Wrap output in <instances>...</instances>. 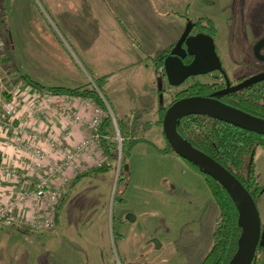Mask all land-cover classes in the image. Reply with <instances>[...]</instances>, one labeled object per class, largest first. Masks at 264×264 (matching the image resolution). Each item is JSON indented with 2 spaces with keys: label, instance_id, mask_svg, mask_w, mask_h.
<instances>
[{
  "label": "rangeland",
  "instance_id": "1",
  "mask_svg": "<svg viewBox=\"0 0 264 264\" xmlns=\"http://www.w3.org/2000/svg\"><path fill=\"white\" fill-rule=\"evenodd\" d=\"M52 1L0 0V17L3 11L7 12L13 54L15 58H20L25 48L37 45L31 53L41 58L47 56L48 60L46 50L56 47L62 51V68L58 70L57 66L58 71L48 73L47 83L76 86L90 81L92 84V80L100 78L102 71L107 70H86L80 66L81 70L65 53V47L69 49L70 44L62 34L63 28L58 30L55 27ZM71 1L59 0L62 12L75 16H80L78 12L84 13L81 7L72 6ZM188 4L190 6L186 11L189 8L190 22L198 18L213 19L215 44L224 66L235 74L234 71H239L243 64L234 65L232 54L239 62L244 55L243 50L252 48L258 25L264 32V0H189ZM4 57H7L6 51ZM148 61L142 68L136 65V68L121 69L124 71L116 76L131 74L133 70L152 72L154 63ZM8 63V60H2L1 67L18 78L17 71L14 73L9 69ZM87 73H91L93 78ZM210 74L191 76L179 86L171 85L168 80L166 82L164 76L158 77L156 82L163 87V104L167 105L176 92L193 82H210ZM130 84L132 89L134 86L141 91V86H136L133 80ZM127 104L133 105V101ZM125 111L113 110L118 117ZM139 111L130 114L132 122L135 117L138 118L133 126L136 134L144 131L148 122ZM156 116L157 112L151 111L146 119L154 120ZM148 129L143 136L153 145L140 142L134 145L127 158L129 184L123 189L118 183L122 159L119 149L122 144L114 127L112 139L117 142L118 154L110 159L112 167L98 176L82 177L70 188L61 208L59 230L32 231L28 234L25 245L32 254H43L46 249L50 251L46 264H198L197 261H201L211 243V234L207 232L218 206L205 177L180 155L181 159H176V154L164 155L159 150L167 144L163 133L157 132L156 125ZM249 162L250 157L246 156L245 169ZM255 175L258 182L264 185V147L256 151ZM257 206L264 226V193ZM205 243L207 246H203ZM90 249L93 250L92 256Z\"/></svg>",
  "mask_w": 264,
  "mask_h": 264
},
{
  "label": "crops",
  "instance_id": "2",
  "mask_svg": "<svg viewBox=\"0 0 264 264\" xmlns=\"http://www.w3.org/2000/svg\"><path fill=\"white\" fill-rule=\"evenodd\" d=\"M188 3L189 0H72V6H79L83 9L84 13L78 12L80 16L62 12V4L59 5V0H53L50 3L54 11L52 18L55 27L58 30L63 28L66 34L63 31L62 34L70 44L69 49L65 47V53L81 70L82 68L86 70H91V68L107 70L102 71L101 74V76L109 74L103 90L113 110L130 111L140 109L139 113L142 112L143 114L141 117L151 122L145 130L143 129L144 131L135 133L134 137H145L143 133L149 131L148 128L156 125L158 127L157 132L163 133L165 143H167L164 131L158 122L159 108L163 105V87L161 88L156 81L162 75L156 73L155 64L152 72H135L133 70L131 74L116 75L128 68H136V65L142 68L148 60H152L154 63V56L174 46L181 37L188 21H190L187 13L189 8L186 11L187 6H190ZM56 10L60 14L56 13ZM36 47L37 45L34 48H25L20 58H15L13 50L11 53L8 50L7 58L10 63L7 64V67L12 69L14 73L17 71L16 74L19 78H21L20 74L24 73L46 87H77L84 84L67 86L47 83L48 73L62 68L60 57L62 51L56 47L46 50L49 55L47 60V56L41 58V56L31 53ZM52 52L59 55H53ZM121 69L124 70L121 71ZM87 74L93 78L91 73ZM164 79L167 82L166 76ZM132 80L136 86H141V91H137L136 88L138 87L135 88L134 86L132 89L130 84ZM130 100L133 101V105L127 104ZM82 111L84 110L82 109ZM126 111L123 114L127 113ZM151 111L157 112L154 120L146 119ZM44 125L50 126L55 134L60 130V125L53 119L44 122ZM84 133L77 126L68 140V146H73L83 138ZM145 138L149 140L147 137ZM140 143L151 144L147 141H140ZM4 144H6V139L0 131L1 152L5 149ZM166 147L167 144L163 148H158L164 149ZM163 153L164 155H175L172 152ZM175 157L181 159L179 156ZM100 158V155L96 154V159L92 160L93 163L99 162ZM104 161H106L105 157ZM107 161L113 165V162L108 159ZM70 173L72 174V172ZM13 187H16L13 185V181L0 177V199H6L10 193H14ZM61 208L58 212L57 226L52 231L59 230L61 226ZM218 213L219 209L214 221H212L210 231L207 232L211 234V243L202 255L201 261H197L198 264H201L212 245V234ZM30 233V231L18 227L0 229V264H39L40 261L41 264L47 263L50 251L46 249L43 254L34 255L26 248L25 241L29 238L28 234ZM206 237L209 239L207 235ZM90 243L94 245L93 242ZM203 246H207V243ZM92 253L93 250L90 249V256H92Z\"/></svg>",
  "mask_w": 264,
  "mask_h": 264
},
{
  "label": "built area",
  "instance_id": "3",
  "mask_svg": "<svg viewBox=\"0 0 264 264\" xmlns=\"http://www.w3.org/2000/svg\"><path fill=\"white\" fill-rule=\"evenodd\" d=\"M4 50L0 36V131L6 139L0 177L13 181L17 188L0 199V229L53 230L61 197L73 175L104 160L101 142L106 136L100 129L107 115L119 137L116 116L93 80L106 107L93 98L43 90L18 80L1 67ZM52 119L60 125L57 134L44 125ZM77 126L85 135L68 146ZM122 140L120 136V144ZM96 154L101 158L94 164Z\"/></svg>",
  "mask_w": 264,
  "mask_h": 264
},
{
  "label": "trees",
  "instance_id": "4",
  "mask_svg": "<svg viewBox=\"0 0 264 264\" xmlns=\"http://www.w3.org/2000/svg\"><path fill=\"white\" fill-rule=\"evenodd\" d=\"M194 22H203L208 28V32L212 35H215V26L211 18H199ZM8 23L7 12L3 11L0 17V33L5 44L4 52L6 51V54L9 53L8 50H10V53L12 51L9 41ZM171 48L164 50L153 57L156 73L158 75H162L164 77L166 76L164 70V59L169 54ZM2 60L7 61L8 58L4 57ZM20 75L21 78L18 77V80L24 79V81H26L28 84H32L40 89L58 93H71L83 97L93 98L106 107L99 92L90 81L77 87H46L34 81L27 74L21 73ZM108 75L109 74L101 76L94 81L105 98L106 96L103 87ZM190 96L214 97V84L196 81L185 89L176 92V96L173 97L167 105L163 104L160 106V116L158 120L159 124L163 126L165 112L173 102H175L177 99ZM220 100L249 114L264 119V79L259 82L249 84L234 92L223 95L221 96ZM134 111L137 112V110H131L127 114L119 117L116 116L120 136L123 139L121 146V169L118 176V183L122 185L123 189L129 184L127 158L130 156L134 145L140 141H147L153 145V143L147 140L145 137H134L135 130L133 126L138 121L137 117H135L133 122L130 120V114ZM150 123V121L146 122L144 127L146 126L147 128ZM100 131L104 136H106L101 142L106 161L103 160L100 165L90 166L75 175L68 186V190L61 197L58 212L66 201L70 188L73 187L82 177H95L98 176L102 171L112 167V164L109 163L107 159L110 160L117 156L118 146L117 142L112 139L114 138L115 130L110 115H107L104 118ZM177 131L195 148L211 156L223 166H225L228 170H230L247 188L257 203L264 193V185H261L258 182L255 175V155L259 147H264L263 134L238 127L221 119L205 114H186L179 117L177 119ZM159 150L161 152H172L179 156V154L173 150L168 141L167 147ZM1 156L2 153L0 151V162ZM246 156L250 157V162L247 169L244 167V160ZM182 159L205 177V180L212 192L214 201L216 202L219 209L212 234V245L201 264H228L238 250V242L242 234V228L238 223L240 215L239 208L228 191L215 178L203 172L193 162H190L184 158ZM252 264H264V243L262 238L258 244Z\"/></svg>",
  "mask_w": 264,
  "mask_h": 264
},
{
  "label": "water",
  "instance_id": "5",
  "mask_svg": "<svg viewBox=\"0 0 264 264\" xmlns=\"http://www.w3.org/2000/svg\"><path fill=\"white\" fill-rule=\"evenodd\" d=\"M191 27L192 24L187 23L181 37L164 59L165 74L168 82L173 86L181 85L191 76L222 69L213 36L205 32L189 35ZM263 43L264 41L261 40L255 46L257 56H260V48ZM186 55L193 56L190 63H185ZM262 79H264V73L237 86L228 87L219 93H229ZM186 114L209 115L263 135L264 119L210 96H190L177 99L167 108L163 118V131L173 150L215 178L228 191L239 208L238 223L242 228V234L239 238L238 250L228 264H252L261 238L264 243V229L262 232L261 215L257 203L247 188L230 170L211 156L195 148L178 133L177 119Z\"/></svg>",
  "mask_w": 264,
  "mask_h": 264
},
{
  "label": "flooded vegetation",
  "instance_id": "6",
  "mask_svg": "<svg viewBox=\"0 0 264 264\" xmlns=\"http://www.w3.org/2000/svg\"><path fill=\"white\" fill-rule=\"evenodd\" d=\"M188 23L192 24L189 35L190 34H196L199 32L209 33L208 28L205 26V24L203 22L195 23L194 21H192V22H188ZM255 33H257V36H256L257 38L255 37L253 39L252 48L250 50H245V49L243 50L244 55L239 62L236 61L235 55L232 54L231 60H232L234 65L243 64L242 68L239 71H234L235 74H233L230 70H228L224 66L223 61H222V57H221L219 50L217 48V45H216V52H217V55L219 56V58L221 60L222 69L216 70L213 72H209V73H211L210 74L211 81L206 82V83L214 84V98H217L220 100L221 96L228 94V93H219L220 91H223V90L227 89L228 87L237 86V85L251 79L252 77H254L256 75L264 73V43L260 48V56H257L255 54V46L258 43V41H261L262 39L264 41V32L262 33L261 28L259 29V25H258V29H257V31L255 30ZM209 34H211V33H209ZM192 60H193V56H191V55H186L184 57L185 63H190ZM245 67L247 68V70H244ZM249 68H251L250 71L248 70ZM250 84H252V83H250ZM243 87H245V86H243ZM243 87H241V88H243ZM232 92H234V91H232ZM223 103H225V102H223ZM263 229H264V226L262 224V232H263Z\"/></svg>",
  "mask_w": 264,
  "mask_h": 264
}]
</instances>
